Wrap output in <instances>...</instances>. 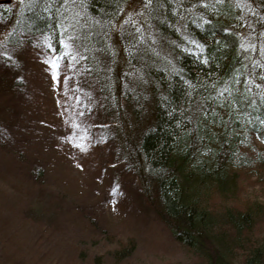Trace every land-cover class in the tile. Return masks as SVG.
<instances>
[{
  "label": "trees",
  "instance_id": "16d2710c",
  "mask_svg": "<svg viewBox=\"0 0 264 264\" xmlns=\"http://www.w3.org/2000/svg\"><path fill=\"white\" fill-rule=\"evenodd\" d=\"M22 1L15 12L0 0V18L12 16L7 40L36 36L61 56L70 22L107 109L126 127L139 189L153 182L189 264H264V202L243 205L232 170L264 164V147L242 150L253 139L264 146V1L249 12L242 0H142L141 16L122 22L130 0ZM127 73L136 74L133 86ZM125 108L146 122L132 141Z\"/></svg>",
  "mask_w": 264,
  "mask_h": 264
},
{
  "label": "rangeland",
  "instance_id": "374dc122",
  "mask_svg": "<svg viewBox=\"0 0 264 264\" xmlns=\"http://www.w3.org/2000/svg\"><path fill=\"white\" fill-rule=\"evenodd\" d=\"M9 1L15 12L24 4ZM242 1L250 12L264 0ZM141 2L128 1L121 22L140 17ZM8 18H0V264H189L191 250L167 227L153 182L149 192L139 189L126 127L107 109L70 22L56 56L36 36L7 40ZM257 34L264 38V30ZM126 75L133 86L136 74ZM129 111L124 123L132 141L146 122ZM252 143L242 149L248 156L264 147ZM253 168H232L243 205L264 202V164ZM254 228L263 233L259 223ZM123 243L130 245L120 257Z\"/></svg>",
  "mask_w": 264,
  "mask_h": 264
},
{
  "label": "snow or ice",
  "instance_id": "6c2138e0",
  "mask_svg": "<svg viewBox=\"0 0 264 264\" xmlns=\"http://www.w3.org/2000/svg\"><path fill=\"white\" fill-rule=\"evenodd\" d=\"M50 63H52V65H53L54 68L58 66L57 63H56V60L50 61ZM55 78L56 77H55V73H54L53 74V79H55Z\"/></svg>",
  "mask_w": 264,
  "mask_h": 264
},
{
  "label": "water",
  "instance_id": "95a60500",
  "mask_svg": "<svg viewBox=\"0 0 264 264\" xmlns=\"http://www.w3.org/2000/svg\"><path fill=\"white\" fill-rule=\"evenodd\" d=\"M6 1H9V0H6Z\"/></svg>",
  "mask_w": 264,
  "mask_h": 264
}]
</instances>
